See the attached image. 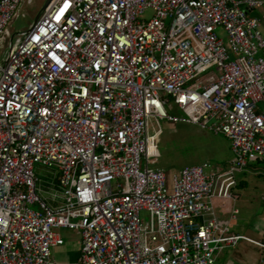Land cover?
Masks as SVG:
<instances>
[{
  "label": "built area",
  "instance_id": "1",
  "mask_svg": "<svg viewBox=\"0 0 264 264\" xmlns=\"http://www.w3.org/2000/svg\"><path fill=\"white\" fill-rule=\"evenodd\" d=\"M31 2L0 0V49ZM263 3L51 0L14 34L0 63V264H216L240 240L264 264V230L231 233L236 208L224 220L212 203L234 205L236 175L264 163V36L248 13ZM150 117L220 133L232 156L167 175ZM35 163L56 171L44 198ZM58 228L80 234L72 262L52 258Z\"/></svg>",
  "mask_w": 264,
  "mask_h": 264
},
{
  "label": "rangeland",
  "instance_id": "2",
  "mask_svg": "<svg viewBox=\"0 0 264 264\" xmlns=\"http://www.w3.org/2000/svg\"><path fill=\"white\" fill-rule=\"evenodd\" d=\"M43 3L44 0H32L30 4H24L22 12L24 15L18 16L11 22L10 34L14 35L20 30H27L35 20ZM151 16V10H146L143 13L144 19ZM216 32L225 39V33L221 27H217ZM7 44L6 41L0 49V61L5 57L4 51L7 50ZM173 113L176 114L178 111L174 110ZM157 120L159 124L153 117L148 119L147 132L152 134L159 127L161 128L156 141L159 156L156 158L154 166L164 169L167 175L177 172L184 166L199 164L203 161H208L211 166H221L232 156L228 140L220 133H213L195 124L172 123L165 119ZM33 171L38 178V186L46 191L40 194L44 198L46 194L52 192L51 188L47 186L49 184L51 186L56 178L55 168L35 163ZM238 180L242 183L237 185L238 196L234 205L231 201L220 199H213L212 203L218 217L224 220L229 218L232 207L236 208L235 217L229 221L231 233L256 237L255 230L251 225L264 215V163L250 161L248 167L236 175V181L238 182ZM31 208L36 209L37 206L32 205ZM140 215L143 220L148 221L147 211H142ZM57 231L64 244L51 249L52 258L58 262L69 261L78 254L80 234L77 230L68 228H58ZM235 245L232 248L224 249L219 254L226 255L240 249L255 252V247L243 240L238 241Z\"/></svg>",
  "mask_w": 264,
  "mask_h": 264
},
{
  "label": "crops",
  "instance_id": "3",
  "mask_svg": "<svg viewBox=\"0 0 264 264\" xmlns=\"http://www.w3.org/2000/svg\"><path fill=\"white\" fill-rule=\"evenodd\" d=\"M248 13L250 16L256 17L259 20L260 29L262 31V35L264 36V3L260 7H257V8L250 10ZM254 110L258 113H264V99L261 101H258L255 104ZM256 162H261V161L256 160ZM241 183H242V181L238 180V186L241 185ZM251 227L253 230H255L256 237H251V236H249V237H251L253 239H259L263 233V230H264V215L261 216L260 219L257 220L254 224H252ZM234 234H236V233H234ZM251 245L254 246L253 244H251ZM56 247H58V246H56ZM254 247H255V252L240 249V250H234L230 254H226V255H221L218 253L216 256L215 262H216V264H259L260 263L259 250L256 246H254ZM53 248H55V247H53ZM78 251H79V245L77 247V253H78ZM76 257H77V255L75 257L71 258L69 261H65L63 263L72 262L75 260Z\"/></svg>",
  "mask_w": 264,
  "mask_h": 264
},
{
  "label": "water",
  "instance_id": "4",
  "mask_svg": "<svg viewBox=\"0 0 264 264\" xmlns=\"http://www.w3.org/2000/svg\"><path fill=\"white\" fill-rule=\"evenodd\" d=\"M51 0H44V3L39 11V13L36 15L35 17V20L38 18V16L40 15V13L47 7V5L50 3ZM24 15V13H23ZM22 15V16H23ZM12 38H13V35L10 34V37L6 40L8 42L7 44V50L4 51V54H5V57L3 58L2 61H0V63H3L6 61L7 57H8V53H9V47H10V44L12 42Z\"/></svg>",
  "mask_w": 264,
  "mask_h": 264
}]
</instances>
